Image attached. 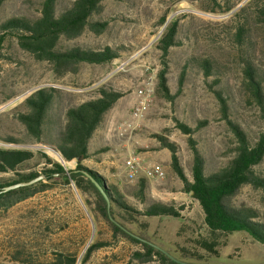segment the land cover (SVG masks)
Listing matches in <instances>:
<instances>
[{
  "label": "rangeland",
  "instance_id": "obj_1",
  "mask_svg": "<svg viewBox=\"0 0 264 264\" xmlns=\"http://www.w3.org/2000/svg\"><path fill=\"white\" fill-rule=\"evenodd\" d=\"M40 1L8 0L0 9V23L15 16L37 15ZM211 1L106 0L100 14L94 17L95 21H106V29L101 34L85 31L69 45L119 49V57L103 65H82L77 74L62 78H56L46 63L34 62L14 44H5L1 48L5 59L0 60V136L26 140L23 128L12 116L20 110L24 99L40 88L61 90V106L65 107L94 97L95 89L106 85L123 97L106 114L90 143L94 156L82 165L116 187H133L139 178L145 177L146 194L151 201L185 206L180 220L132 219L124 215L120 219L123 224L135 235L184 262H194L190 257L195 255L209 264H264L263 247L245 233H209L200 207L183 192L181 182L170 168L169 151L161 149L154 138L159 136L178 147L180 165L190 178L191 152L174 120L192 129L199 122L206 123L192 137L208 170L225 163L233 147L232 135L221 119L214 91L226 99L232 121L250 135L259 129L258 109L246 101L243 92V65L226 35L233 15L250 0H241L229 12H222ZM226 1L236 2L217 0V3L223 8ZM162 17L165 22L159 26ZM172 19L178 20L183 44L170 50L166 77L170 94L175 98L167 102L155 94L156 73L160 69L155 44ZM255 34L261 47L257 49L255 63L264 71V29L256 30ZM192 57L213 58L223 68L222 76L205 78L200 70L191 67L179 88L182 67ZM143 89L149 90L150 97L142 116L136 120L132 111L140 99L138 92ZM0 147L41 151L66 172L75 168V161L55 160L43 145L0 141ZM129 156L139 162L133 180L127 178L125 163ZM41 167L35 159L21 169L38 172ZM256 170L264 175V161ZM10 177L11 174H0V181ZM44 183L49 187L43 192L8 209L0 207V264H50L60 254L74 253L80 264L87 247L102 241L110 246L93 252L85 264H141L131 259L138 246L122 237H113L108 224L93 211L95 200L90 190L83 194L57 176ZM231 204L256 210L264 219L261 189L244 186ZM204 240L215 243L216 256L201 249Z\"/></svg>",
  "mask_w": 264,
  "mask_h": 264
},
{
  "label": "trees",
  "instance_id": "obj_2",
  "mask_svg": "<svg viewBox=\"0 0 264 264\" xmlns=\"http://www.w3.org/2000/svg\"><path fill=\"white\" fill-rule=\"evenodd\" d=\"M8 0H0V9ZM106 0H41L38 14L34 16H15L0 23V60L1 48L5 44H14L22 53L34 62H44L50 66L56 78L77 74L82 65H103L119 57V49L110 47L85 48L69 45L85 31L101 34L107 27L106 21H95L100 14L102 3ZM120 1V0H110ZM241 0L226 1L222 5L217 0L212 4L222 12L231 11ZM165 17L159 21V26ZM264 29V0H250L233 15L227 32V39L237 53L243 65L242 87L246 101L258 109L260 126L254 135H250L237 122L230 119V109L220 92L214 91L221 119L232 135L233 147L229 159L216 169L208 170L206 161L200 153L193 134L204 126L197 123L193 129L174 120L175 127L186 137V145L191 152L192 164L190 178L186 176L177 156L178 147L166 139L154 136L161 149L170 153V168L182 184L184 193L198 204L203 215V224L211 235L245 233L264 250V219L258 211L249 207H235L231 200L244 186L264 191V175L256 168L264 161V71L255 63L257 49H260L256 30ZM183 44L179 37L177 19L168 22L158 37L155 49L159 52L160 69L156 73L155 94L167 102L175 98L170 94L167 80L169 54L172 48ZM197 68L205 78L222 76L223 68L213 58H189L182 67L178 86L182 87L188 68ZM216 82V81H215ZM9 96L8 99L12 98ZM63 93L54 88H40L24 99L20 110L12 118L23 128L26 140L14 136L1 137L6 144H39L51 149L60 161H75L74 170L66 176V170L59 163L52 161L41 151L26 149H8L0 147V174H11L12 179L0 181V192L4 187L27 183L44 176V179L29 186L0 193V207L8 209L26 200L32 195L43 192L57 176L66 185L73 184L81 192H90L94 196L93 211L108 224L113 237H122L138 246L131 259L141 264H209L201 257H190L194 262H184L168 251L142 239L131 232L120 220L121 216L135 218H171L182 219L184 205L174 202L162 203L151 201L146 194L148 181L138 179L133 187H116L106 182L97 173L88 170L82 162L91 159L94 153L90 143L96 131L102 125L106 114L123 94L106 85L97 87L94 97L76 105L61 106ZM44 149V150H45ZM101 151H96V154ZM38 160L40 171L21 169V166ZM86 172L103 190L107 202L86 177ZM192 193V195H190ZM112 220V221H111ZM158 247H154V246ZM110 246L108 242H96L87 247L80 264H85L90 255L101 248ZM215 243L202 241L201 249L216 256ZM50 264H78L77 254H60Z\"/></svg>",
  "mask_w": 264,
  "mask_h": 264
},
{
  "label": "built area",
  "instance_id": "obj_3",
  "mask_svg": "<svg viewBox=\"0 0 264 264\" xmlns=\"http://www.w3.org/2000/svg\"><path fill=\"white\" fill-rule=\"evenodd\" d=\"M138 96L140 99L132 111V117L136 120H139L142 116L146 104L148 103L150 92L147 89H143L138 92ZM125 165L127 170V178L130 180L136 178V174L139 171V162L137 161V159L133 156H129Z\"/></svg>",
  "mask_w": 264,
  "mask_h": 264
},
{
  "label": "water",
  "instance_id": "obj_4",
  "mask_svg": "<svg viewBox=\"0 0 264 264\" xmlns=\"http://www.w3.org/2000/svg\"><path fill=\"white\" fill-rule=\"evenodd\" d=\"M71 173L69 172H66L65 175L66 176H69ZM83 174L89 178V180L94 184V186L96 187V189L99 191V193L102 195V197L105 199V201L107 202V206H109V202L107 200V197L105 196L103 190L100 188V186L86 173V172H83ZM44 179V176L40 175L38 176L37 178L33 179L32 181H29L27 183H19V184H15V185H12V186H8V187H4L0 193H5V192H8V191H11V190H14V189H17L19 187H25V186H29L35 182H38L40 180ZM190 195H192V193H190ZM112 221V220H111ZM154 246V245H152ZM156 247V246H154ZM158 248V247H156ZM159 249V248H158Z\"/></svg>",
  "mask_w": 264,
  "mask_h": 264
},
{
  "label": "bare ground",
  "instance_id": "obj_5",
  "mask_svg": "<svg viewBox=\"0 0 264 264\" xmlns=\"http://www.w3.org/2000/svg\"><path fill=\"white\" fill-rule=\"evenodd\" d=\"M47 151L55 160H60L59 156L54 151H52L51 149H47Z\"/></svg>",
  "mask_w": 264,
  "mask_h": 264
}]
</instances>
